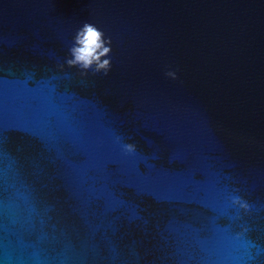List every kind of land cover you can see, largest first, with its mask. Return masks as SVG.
I'll return each instance as SVG.
<instances>
[{
    "label": "water",
    "instance_id": "obj_1",
    "mask_svg": "<svg viewBox=\"0 0 264 264\" xmlns=\"http://www.w3.org/2000/svg\"><path fill=\"white\" fill-rule=\"evenodd\" d=\"M0 264H264V0H0Z\"/></svg>",
    "mask_w": 264,
    "mask_h": 264
},
{
    "label": "clouds",
    "instance_id": "obj_2",
    "mask_svg": "<svg viewBox=\"0 0 264 264\" xmlns=\"http://www.w3.org/2000/svg\"><path fill=\"white\" fill-rule=\"evenodd\" d=\"M104 33L94 24L85 23L77 32L74 46L70 49L71 59L67 60V64L71 66H79L83 70H87L95 64V72L101 70L107 74L110 67V61L100 60L101 56L109 53L110 49L104 46ZM174 76V73H168ZM128 152L134 151V146L130 144L124 145Z\"/></svg>",
    "mask_w": 264,
    "mask_h": 264
}]
</instances>
